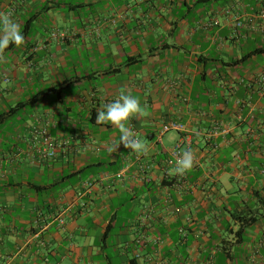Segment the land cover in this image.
<instances>
[{
	"label": "crops",
	"instance_id": "0c3cea01",
	"mask_svg": "<svg viewBox=\"0 0 264 264\" xmlns=\"http://www.w3.org/2000/svg\"><path fill=\"white\" fill-rule=\"evenodd\" d=\"M0 11L25 37L0 63V264H264V0ZM121 91L150 113L129 123L148 155L109 153L120 132L95 122ZM173 122L182 131L159 138ZM186 136L195 166L167 176Z\"/></svg>",
	"mask_w": 264,
	"mask_h": 264
},
{
	"label": "clouds",
	"instance_id": "9594fccd",
	"mask_svg": "<svg viewBox=\"0 0 264 264\" xmlns=\"http://www.w3.org/2000/svg\"><path fill=\"white\" fill-rule=\"evenodd\" d=\"M25 43L20 24L13 19L11 12L0 11V63L6 61L5 51L10 45L20 47ZM9 81L5 80L2 85L7 87ZM150 113L146 105H142L139 98L131 95L127 91H121L118 97L111 103L103 105L97 111L95 122L97 124H111L120 132L119 140L113 142L108 148L109 153H115L121 146L130 149L137 155H148V144L141 140L137 134L129 127L133 119L147 117ZM51 157L54 151H48ZM196 163V156L191 149H186L177 155L175 166L169 170V175H179L183 177L190 172Z\"/></svg>",
	"mask_w": 264,
	"mask_h": 264
},
{
	"label": "built area",
	"instance_id": "2783aa9c",
	"mask_svg": "<svg viewBox=\"0 0 264 264\" xmlns=\"http://www.w3.org/2000/svg\"><path fill=\"white\" fill-rule=\"evenodd\" d=\"M182 128L183 127H182L181 124L175 123V122L165 124L161 128L160 132L158 133V137L160 138L163 134H165V133H167V132H169L171 130L182 131ZM33 133H34L35 136H37L38 138L41 139V144L46 149V151H44V157L55 158L56 157V149L54 148V145H53L50 137L48 136V133L46 132V130L39 129V128L35 127L33 129ZM217 133H218V130H216V129L212 132V134H217ZM191 145H192V141H191V138L190 137L186 136V137L181 138L173 146V148L170 150V156L174 160H176L177 155L179 153H181L182 151L186 150V149H190L191 148ZM48 151H54L55 154L53 156L49 157L48 154H47ZM263 158H264V153H263ZM122 174H123V171H120L117 174H115V176L116 177H121ZM165 174L168 176L169 175V171H167ZM182 180L183 179H181V181ZM94 186H95V183L94 182L88 181V182L83 183L82 186H81V188H80V190L77 193L78 198L84 199V198L88 197L91 194ZM177 189L179 190V188H177Z\"/></svg>",
	"mask_w": 264,
	"mask_h": 264
},
{
	"label": "trees",
	"instance_id": "16d2710c",
	"mask_svg": "<svg viewBox=\"0 0 264 264\" xmlns=\"http://www.w3.org/2000/svg\"><path fill=\"white\" fill-rule=\"evenodd\" d=\"M261 51V50H260ZM264 51V50H263ZM19 107H22V105H18L16 108L12 109L10 113L15 112ZM7 116V115H6ZM5 116H3L2 118H4ZM117 162H115L114 164L108 165V167H112L113 165H116ZM119 166V165H118ZM120 167V166H119Z\"/></svg>",
	"mask_w": 264,
	"mask_h": 264
}]
</instances>
